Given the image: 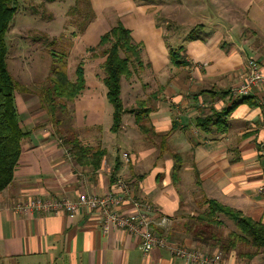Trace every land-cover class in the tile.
Returning a JSON list of instances; mask_svg holds the SVG:
<instances>
[{"label":"crops","instance_id":"obj_1","mask_svg":"<svg viewBox=\"0 0 264 264\" xmlns=\"http://www.w3.org/2000/svg\"><path fill=\"white\" fill-rule=\"evenodd\" d=\"M152 1L112 0L119 21L143 46L142 67L136 71L133 65L132 75L121 78L123 107L150 108L140 126L128 111L116 130L112 112L111 125H104L106 88L102 81L93 88L87 84L84 60L86 88L64 109L28 115L16 100L21 126L30 134L21 141L11 181L0 190V264H193L162 248L143 253L139 238L126 230L103 233L96 211L69 215L13 208L32 197L72 200L108 191L123 195L120 210L129 214L135 210L132 198L148 202L153 229L180 246L217 255L219 264H264V250L242 256L252 248L238 243L221 253L217 243H200L186 231L209 199L264 224V84L221 119L214 115L230 106L228 90L244 80L249 58L264 72V0H224L238 20L193 24H203L210 34L206 41L184 43V65L170 61L168 48L180 44L191 27L182 35L174 29L167 34L169 23H158ZM93 24L80 38L87 43L104 32L89 31ZM91 44L83 48L96 42ZM67 104L71 117L64 115ZM201 117H208L207 129L199 126ZM217 219L224 235L236 229L230 215Z\"/></svg>","mask_w":264,"mask_h":264},{"label":"trees","instance_id":"obj_2","mask_svg":"<svg viewBox=\"0 0 264 264\" xmlns=\"http://www.w3.org/2000/svg\"><path fill=\"white\" fill-rule=\"evenodd\" d=\"M146 2L151 0H135ZM17 10V0H0V190L4 189L12 179L13 170L18 162L21 152V141L30 134V130H24L21 126L20 115L16 106V94L22 95L30 92L27 85L19 82L8 70L6 57L8 46L6 33ZM170 25V24H169ZM169 29V26H167ZM203 24L191 27L177 46H169V58L174 65H184L186 60L185 42L201 39L206 41L210 32H207ZM45 37V35H43ZM42 36V37H43ZM55 39L49 42V53L52 58L47 80L50 83L42 91L40 105L47 108L50 114L66 107L67 101L75 100L86 88L84 75V63L79 61L74 70V79L68 76V48L58 46ZM142 44L133 41L131 31L121 21L104 31L94 46H88L86 51L92 52L91 58H103L102 84L106 88V99L112 106L113 124L112 130L119 127L121 115L130 112L135 115L137 125H141L143 119L149 114L150 108L137 106L127 110L123 107L121 99V78L130 77L133 73L132 66L137 71L142 67L140 53ZM101 48L94 53L95 49ZM245 97L233 99L230 106L215 113L217 119L227 115L237 104L245 101ZM206 118H199V126L207 129ZM74 147L79 152L82 148L75 143ZM103 154V153H102ZM206 210L198 216L192 217V223L186 229L193 240L203 244H218L221 253L229 252L238 243L251 247L252 250L243 252L242 256H251L264 250V224L254 221L230 209H226L216 201H205ZM227 214L235 222L236 229L225 235L220 231L221 221L218 214Z\"/></svg>","mask_w":264,"mask_h":264},{"label":"rangeland","instance_id":"obj_3","mask_svg":"<svg viewBox=\"0 0 264 264\" xmlns=\"http://www.w3.org/2000/svg\"><path fill=\"white\" fill-rule=\"evenodd\" d=\"M212 1L206 0V6L204 0H153L152 4L158 23L170 24H168L170 31L167 34L172 35V29H174L173 32L182 35L195 23L202 22L211 26L218 22L238 20L237 15L229 12L228 6L226 8L224 0H214L213 3ZM100 3L98 0H17V10L5 37L8 46L6 63L10 73L30 88L29 93L16 94V100L19 106L25 109L26 114H35L43 110L47 112L44 115L49 114L47 108L40 105V101L42 91L50 84L47 80L52 63L49 42L53 39L57 42L54 47L56 50L58 46L69 49L67 71L70 79H74V67L77 62L84 60L87 84H90L92 88L95 83L101 84L104 59L91 58L92 52L83 48V45L97 43L99 36L90 43L80 39L90 22L94 24L89 31L102 29L103 32L119 20V13L117 8L112 6V0H102L103 4ZM100 6L102 10L98 15L95 10L99 11ZM157 8H159L158 11ZM190 8L192 10H189ZM164 32H166L165 28ZM100 49H95L94 53L99 52ZM94 89L99 94L103 90L100 87H94ZM126 97H124L125 102L128 101ZM105 102L107 107L102 122L110 126L112 107L107 101ZM72 110V105L67 104L64 115L71 117ZM49 125L51 126L49 129L56 126L54 121ZM66 125L71 126V121L68 120ZM108 134H111L110 131ZM222 230L220 231L223 232Z\"/></svg>","mask_w":264,"mask_h":264},{"label":"built area","instance_id":"obj_4","mask_svg":"<svg viewBox=\"0 0 264 264\" xmlns=\"http://www.w3.org/2000/svg\"><path fill=\"white\" fill-rule=\"evenodd\" d=\"M246 69L244 80L229 88L228 94L231 99L247 96L255 87L264 84V72L254 58L247 60ZM123 156L127 157L128 154L124 152ZM117 182L124 189V193L128 194L129 188L126 183L122 179ZM122 202L123 195L108 191L102 195L81 193L72 200L51 196L32 197L24 202H16L13 208L17 211H34L43 214L65 212L69 215L89 209L99 213L103 233L109 232L113 227L126 230L139 238V247L143 253L153 248H162L171 255L193 264H219L217 255L210 256L199 249L180 246L156 233L151 224L149 216L151 206L148 202L132 198L135 207L133 214L120 210Z\"/></svg>","mask_w":264,"mask_h":264}]
</instances>
